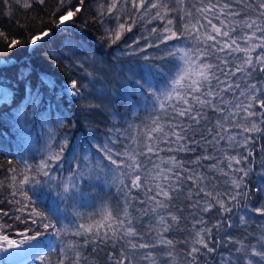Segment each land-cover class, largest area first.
<instances>
[{"label":"snow or ice","instance_id":"obj_1","mask_svg":"<svg viewBox=\"0 0 264 264\" xmlns=\"http://www.w3.org/2000/svg\"><path fill=\"white\" fill-rule=\"evenodd\" d=\"M13 2L23 9H31L34 3L46 7V0H3L9 16L12 14ZM127 3L128 0H124V4ZM146 3L147 0H131L133 8H144ZM177 3L183 4V0H177ZM234 3L239 11L233 10L228 3L219 7L210 3L197 9L203 14L206 24L196 20L194 23L186 22L182 32L164 29L168 35L162 36L160 43L180 40L185 35L192 36L198 43L192 49H168L164 55L155 58L146 55L141 58L144 61L164 60L166 56L175 58L177 53L182 54L183 68L171 80L170 89L163 91L157 88L156 79L163 74V69L159 64L145 63L136 69L129 68V75L123 77L122 82L117 81L120 88L116 93L106 85L97 88L98 80L89 79V83L85 84L80 78L73 77L70 82L60 86L53 102L52 91L57 88V83L44 67L34 68L33 61L26 58L24 67L20 68L14 54L0 57V108L7 106L10 112L18 114L19 105L13 109L12 104L19 96L22 102L31 106L37 121L47 130L46 151L39 163L34 166L24 160L22 171L17 173L15 168L11 169L15 173L11 178V186L15 191L11 193L13 200L10 203L18 205L16 211L21 215L15 216L14 220L22 224L23 228L17 232L21 239L15 240L10 238L7 231L13 226L0 223V252L23 249L30 256L35 252V257L45 262L46 256L40 253L52 250V242L45 243L42 238L67 231V226L58 228L51 222L48 213L35 206L26 186L35 188L40 184L52 185L55 181L60 188L57 195L69 199L79 194L80 184L85 180L91 182L93 179L115 178L126 192L123 215H113L111 210H106L103 223L95 222L88 226L79 224L73 235L83 237L82 244H73L68 251L61 249L57 264H81L82 259L87 260L79 250L81 247L93 245L92 251L95 252L101 244L109 243L113 248L118 244L121 247L119 256L115 252L108 254L112 264H137L138 257L142 264H159V260L163 264H170L177 244L185 246L183 255L187 264H200L201 257L215 252L218 244L224 247L231 244L236 255L231 250L227 256L221 253L216 264H264V235L257 238L258 248L251 242L245 243L246 236L235 239L231 233H227V229L234 227L231 217L234 209L243 210L237 219L239 224L245 226L249 224V212L264 216V200L258 201L257 207L242 203L250 199L245 178L253 171L252 165L234 167V164L241 165L242 161H248L254 153L248 149L242 157L239 154L229 155L220 147L221 142H224L247 149L255 141L252 134L264 135V0H234ZM120 4L121 0H111L106 8L101 5L99 16L118 11ZM150 7L169 11L168 6L160 0ZM85 11V0H56V6L47 19L37 21L38 27L26 28L18 22L20 31L16 35H10L0 28V46L9 53L14 49L23 51L29 57L37 50H43V59L48 64L79 68L86 77L92 78L93 73L85 68L88 58L81 61L70 43L61 41L55 50L46 47L58 35L73 31L83 20ZM217 12L219 15H216ZM208 14H212L219 24L213 23ZM186 15L191 17L193 14L187 12ZM161 16L162 12L158 10L156 17ZM134 23H118L115 29H105L101 40L111 47L125 31H132ZM167 23L172 25L173 21L168 20ZM84 27H87L86 23ZM152 31L155 32V29ZM153 46L159 47V44L147 45ZM128 47L133 48V44ZM63 49H69L68 53ZM53 51L58 55L53 56ZM139 51L145 49L140 48ZM239 53L243 55H237ZM65 61L70 63L65 64ZM12 68L17 69L16 80L12 87H8L11 77L7 72ZM46 93L49 99L44 101ZM114 94H118L120 101L129 105L133 114L141 109L151 110V118L143 127L129 124L124 129V132L133 135L125 137L130 143L122 152L114 147L123 135L117 111L114 110ZM64 97L68 98L66 104L72 106L68 111L72 112L75 119L62 108ZM133 97L138 99L134 100ZM37 108L40 110L37 111ZM97 116L103 117L104 121L113 118L111 127L105 125L107 135L103 140L96 136L101 123L95 119ZM8 117L9 113H0V123L7 125ZM84 121L96 124L97 128L90 131L82 143L76 144L70 140L69 133L78 125L83 128ZM60 128H66L67 131L60 134ZM233 128L240 131L233 132ZM113 133L117 134L115 138ZM66 151L72 154L71 161H66L70 163L71 174L65 180L56 181L51 169L63 167L60 162L65 160ZM161 152L169 155L162 157ZM121 156L126 158V162L116 159ZM153 156L156 160L152 159ZM140 157H144V160ZM104 161L116 168H111ZM122 167L126 171H120ZM116 172L118 176L114 175ZM122 177H126L129 182L125 183ZM221 177L227 179L222 181ZM222 183L231 190L222 192ZM254 191L257 194L264 193V182ZM0 214L8 215L3 209H0ZM145 216L149 217L146 233L141 231L144 225L139 222ZM189 225L194 231L189 230ZM49 229L53 232L50 233ZM182 231L188 237L182 241L166 235ZM221 232L227 234L220 236ZM152 233H155L156 238L151 243L134 242L131 239H143V235L151 236ZM141 249H159V253L149 251L141 254ZM252 257H258L259 260L254 262Z\"/></svg>","mask_w":264,"mask_h":264},{"label":"trees","instance_id":"obj_2","mask_svg":"<svg viewBox=\"0 0 264 264\" xmlns=\"http://www.w3.org/2000/svg\"><path fill=\"white\" fill-rule=\"evenodd\" d=\"M110 2L111 0H85L87 11L82 14L83 20L76 25L73 31L58 35L46 46L47 48L55 50L59 47L61 41L70 43L72 49L76 51V55L81 61H83L85 57L88 58V63L85 64V68L87 71L93 73L92 78L86 77L79 68H67L63 65L54 67L48 64L43 59V50H37L36 53L29 57L28 53L23 51L17 52L14 49L12 53H9L5 47L0 46V57L14 54L19 61L18 67L20 68L24 67L26 58H30L33 61L34 68L44 67L57 83V88L52 91L51 98L53 102H55V93L59 91L60 86L70 82V78L73 77L80 78L85 84L89 83V79L98 80L99 82L96 83L97 88L106 85L108 89L116 93L120 88V83L117 81L121 80L122 82V78L129 75V68L136 69L145 63L159 64L163 69V74L156 78L157 88L163 91L165 89H170L171 80L175 78L177 73L183 68V61L180 58L182 54L177 53L175 58L166 56L164 60L152 59L144 61L141 58L146 55L155 58L164 55L168 49H192L195 48L198 43L189 35H185L180 40H169L166 43H160V38L168 35L164 29L172 28L177 32H182L183 25L186 22L194 23L196 20H200L201 24H206V21L202 18L203 14L198 12L197 9L206 7L210 3L217 5V7L228 3L233 10L239 11L234 0H183V4L177 3V0H160V2L168 6L169 11L167 12H164L163 9H153L150 7V5L157 2V0H147L144 8H133L131 0H128L127 5L124 4V0H121L118 11L112 14L105 13L103 17L99 16V11L102 10L100 6L104 5V8H106ZM55 6L56 0H46V7L34 3L31 9H23L13 2L11 4L12 14L9 16L7 15V8L3 0H0V28L6 30L10 35H16L18 31H20V29L17 28L18 22L23 23L26 28L38 27L37 21L41 18L46 20L48 14L52 12ZM158 10L162 12L160 18L156 17V12ZM187 12H191L193 15L189 17L186 15ZM129 17H131V20H129ZM209 18L213 19V23L219 24V22L213 18L212 14L209 15ZM73 19L75 20L78 18ZM221 19H224V17L221 16ZM168 20H172L173 24L168 25ZM132 21H135L132 31H125L116 44L108 47L107 42L101 40V37L105 33V29H115L118 23H131ZM85 23L87 24L86 28L84 27ZM153 29H155V32L152 31ZM203 31L204 29L202 28L201 32ZM134 41H138V43L134 44ZM129 44H133V48H129ZM148 44H159V47H147ZM80 45H83V47L80 48ZM140 48H144L145 51H139ZM63 51L67 54L69 49H63ZM123 53L131 54L124 55ZM52 55L56 56L58 53L53 51ZM220 55L224 54L221 53ZM237 55L242 56L243 54L239 53ZM68 63H70V61H65V64ZM16 72V68L8 70L7 75L11 77V82L7 85L8 87H12L15 83ZM91 90V85H89V91ZM48 99L49 95L46 93L44 95V101ZM67 99V97L62 99L61 106L67 112L68 116L75 119V117L72 116V112L68 111L72 106L66 104ZM112 99L115 101L114 110L117 111V118L120 120L119 128L121 132H123V135L120 136V142L114 145V147L117 151L122 152L125 150V146L130 143V140L125 137L133 135L131 132H124V129H126L129 124L143 127L151 118V110L146 111L141 109L133 114L129 105L120 101L118 94H114ZM133 99H138V97H133ZM17 105H19L18 114L16 112H10L7 106L0 108V113H9L7 125L0 123V209L8 213L7 216H2V214H0V223L13 226L7 230L10 237H16L17 232L23 228L22 224L14 220L15 216L21 215L16 211L18 205L10 203V201L13 200L11 193L15 191L11 186V178L15 173H13L11 169L15 168L17 173L22 171L24 160H27L28 163L34 166L38 164L42 158V154L46 151L45 143L47 140V130L41 127L36 116L33 115L31 106L22 102L19 96H17L13 102L12 108L16 109ZM78 106L79 105H77V107ZM39 110L40 109L37 108V111ZM257 111H259V109H257ZM52 119L54 120L55 117L53 116ZM95 119L101 121L99 131H96L97 139L103 140V137L107 135L105 125L111 127L113 118L109 117L108 121H104L103 117L97 116ZM83 123L85 125L83 128L78 125L76 129H73L69 133L70 140L76 144L82 143L89 132L95 131L97 128V125L94 123L90 124L88 121H84ZM65 131H67L66 128L59 129L60 134ZM232 131L238 132L240 130L233 128ZM23 133H27V135ZM112 135L113 138H115L117 134L113 133ZM242 135L248 134L242 133ZM252 135L255 136V141L250 143L247 149L244 147L236 148L224 142H221L220 147L223 149V152L229 155L239 154L242 157L247 154L248 149L254 153V155L249 156L248 161H242L241 165L234 164V167H247L248 164L252 165L253 171L245 178L249 185L248 192L250 199L244 200L242 203H247L249 207H257L259 206L258 201L264 200V193L257 194L254 191L256 187L264 182V135ZM237 139H240V137H237ZM71 147L72 144L70 143L69 148L71 149ZM64 155L65 160L60 162L63 167L51 169L53 175L56 177V181L65 180L71 174L72 169L70 163L66 162L71 161V151H66ZM167 155L169 154L165 152L160 153V156L165 158ZM116 159L125 160L126 162V158L123 156L116 157ZM140 159L144 160V157H140ZM152 159L156 160V157L153 156ZM10 161L11 163H9ZM104 163L109 164L113 169L116 168L115 165H110L108 161H104ZM145 163H147V161H145ZM148 167L151 168V165L149 164ZM120 171H126V169L122 167ZM225 171H228V169L225 168ZM31 175H35V173H31ZM114 175L118 176V172ZM237 175L240 174L237 173ZM110 176H113V174H110ZM40 178L44 179L43 177ZM122 179L125 180V183L129 182L126 177H122ZM225 179L227 178L221 177L222 181ZM26 188L29 191V195L33 197L35 206L48 213L51 222L56 224L58 228L67 226V231L63 232L61 235H51L54 241L52 250L41 254L46 256L45 262L34 257L25 264H57L58 256L62 254L61 249L68 251L71 245L76 244L79 246L82 244L83 237L73 235L79 224L88 226L95 222L103 223L106 210H111L113 215H123L122 210L125 206L124 201L126 192L123 190V186L119 183V180L115 178L93 179L91 182L85 180L80 184L79 194L69 199H62L57 195L60 188L55 181L52 185L40 184L35 186V188L28 185ZM230 190L227 184H221L222 192ZM133 194H136L135 190H133ZM141 198H143L142 194ZM17 199H19V197H17ZM137 207H139V205H137ZM241 214H243L242 209H234L233 214H231L234 227L227 229V233H231L235 239H242L246 236L245 243L251 242L259 248L257 238L264 235V216L249 212V224L245 226L238 222L237 217ZM133 215L135 216L136 213L133 212ZM139 222L144 225L141 231L146 233L148 231L149 217H142ZM188 227L189 230L194 231V229H191L190 225ZM48 231L50 233L53 232L52 229ZM227 233L221 232L219 235L223 236ZM166 235L168 238L177 241L188 238L187 233L183 231L179 234L167 233ZM155 238V233H152L151 236L143 235V239L140 237L131 239L134 242L151 243ZM124 246L127 247L126 244ZM93 247V245H89L86 248L81 247L79 249L82 256L87 258L86 261L82 259L81 264H112L108 259V254L115 252L116 255L119 256L121 251L119 244L115 248L112 247L111 243L108 245L101 244L95 252L92 251ZM229 250L232 251L233 255H236L231 244H228L227 247L218 244L215 252L205 254L201 257L200 264H216L221 253L227 256ZM130 251L129 249V252ZM149 251H153L157 254L159 253V249H141L139 253L146 254ZM184 251L185 246L183 244H177L175 254L170 264H187L185 256L183 255ZM252 259L254 262L259 260L258 257H252ZM137 264H142L139 257L137 258ZM159 264H163V261L159 260Z\"/></svg>","mask_w":264,"mask_h":264},{"label":"rangeland","instance_id":"obj_3","mask_svg":"<svg viewBox=\"0 0 264 264\" xmlns=\"http://www.w3.org/2000/svg\"><path fill=\"white\" fill-rule=\"evenodd\" d=\"M208 15H211V14H208ZM216 15H218V13H216ZM10 238L15 239V240L21 239L19 235H17L16 237H10ZM42 241H44L45 243L47 241H51L53 243V237L51 235H47L42 238ZM25 254L27 253H24L23 249H10L9 252H0V264L17 263L16 260L19 258L22 259V257Z\"/></svg>","mask_w":264,"mask_h":264},{"label":"water","instance_id":"obj_4","mask_svg":"<svg viewBox=\"0 0 264 264\" xmlns=\"http://www.w3.org/2000/svg\"><path fill=\"white\" fill-rule=\"evenodd\" d=\"M54 242V241H53ZM52 246H53V243H52ZM38 251V250H37ZM47 252V251H46ZM45 252H41L40 254H43ZM35 252L31 253V255L33 256H30V254H28L27 256H25L22 260H20L19 262L17 263H9V264H25L26 262H28L29 260L33 259L35 257Z\"/></svg>","mask_w":264,"mask_h":264},{"label":"bare ground","instance_id":"obj_5","mask_svg":"<svg viewBox=\"0 0 264 264\" xmlns=\"http://www.w3.org/2000/svg\"><path fill=\"white\" fill-rule=\"evenodd\" d=\"M27 254H28V253H27ZM27 254H25V255L22 257V259H23ZM22 259L19 258V259L16 260V262H19V261L22 260Z\"/></svg>","mask_w":264,"mask_h":264}]
</instances>
